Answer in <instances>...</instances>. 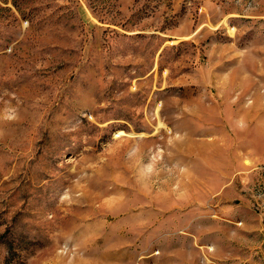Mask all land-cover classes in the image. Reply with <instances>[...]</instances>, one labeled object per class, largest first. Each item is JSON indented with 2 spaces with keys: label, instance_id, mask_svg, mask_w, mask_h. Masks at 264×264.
<instances>
[{
  "label": "rangeland",
  "instance_id": "1",
  "mask_svg": "<svg viewBox=\"0 0 264 264\" xmlns=\"http://www.w3.org/2000/svg\"><path fill=\"white\" fill-rule=\"evenodd\" d=\"M0 264H264V0H0Z\"/></svg>",
  "mask_w": 264,
  "mask_h": 264
},
{
  "label": "bare ground",
  "instance_id": "2",
  "mask_svg": "<svg viewBox=\"0 0 264 264\" xmlns=\"http://www.w3.org/2000/svg\"><path fill=\"white\" fill-rule=\"evenodd\" d=\"M121 134H123V133H119V135H121Z\"/></svg>",
  "mask_w": 264,
  "mask_h": 264
}]
</instances>
